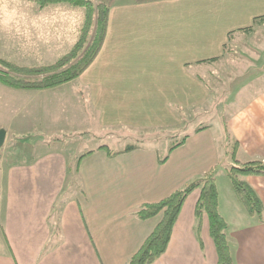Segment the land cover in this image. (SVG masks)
Returning <instances> with one entry per match:
<instances>
[{
  "label": "crops",
  "instance_id": "1",
  "mask_svg": "<svg viewBox=\"0 0 264 264\" xmlns=\"http://www.w3.org/2000/svg\"><path fill=\"white\" fill-rule=\"evenodd\" d=\"M108 3L107 32L93 63L68 84L32 91V99L65 94L81 106L87 102L103 128L171 129L181 123L175 107L183 113L208 101L210 88L202 74L218 79L227 70V117L220 118L218 127L204 125L188 133L163 164L154 148L110 158L96 147L78 166L85 199L74 195L59 213L54 208L71 161L60 140L45 143L46 150L27 161L9 159L15 152L3 157L1 148L0 264H126L162 218L141 221L135 215L138 208L162 200L212 168L221 169L230 159L228 140L237 142L238 162L264 164V34H259L260 45L236 52L244 37L264 31V22L244 30L264 16V0ZM0 129L6 138L15 132L2 123ZM232 165L215 172L218 211L228 226L233 264H264V176L243 178L262 204L261 216H252L229 180L218 184ZM199 196L194 190L186 198L166 251L152 264L217 263L206 216L195 233Z\"/></svg>",
  "mask_w": 264,
  "mask_h": 264
},
{
  "label": "rangeland",
  "instance_id": "2",
  "mask_svg": "<svg viewBox=\"0 0 264 264\" xmlns=\"http://www.w3.org/2000/svg\"><path fill=\"white\" fill-rule=\"evenodd\" d=\"M84 21L83 10L66 4L50 6L39 11L36 5L28 0H0V58L21 67L50 65L74 45ZM259 34H264V31L244 37L237 45L236 52L244 50L246 46L250 48L260 45ZM248 42L251 45L248 46ZM229 53H226V56ZM0 70H3L1 66ZM202 76L210 88V97L206 104L200 108L185 110L183 113L180 107H175L178 111L174 108V113L180 117L181 123L171 129L158 130L103 128L98 125L97 115L87 102L81 106L79 101L76 103L75 98L65 94L32 99L34 90H16L0 83V123L5 127L11 126L15 131V136L11 134L5 139L2 156L15 152L12 157L14 160L27 161L45 151V143L59 139L61 149L71 161L100 145H106L112 150H121L127 145L137 144V141L144 148L162 151L160 155L165 157L170 146L185 134L204 125L213 124L218 127L221 125L220 118L223 121L225 114L227 117L230 74L225 70L217 76L218 79L211 78L208 73ZM163 137L168 140L164 141ZM140 139L158 143L143 144ZM231 163L230 159L225 160L222 168L216 167L215 171L225 170ZM219 182L221 185L229 184L224 176L218 184Z\"/></svg>",
  "mask_w": 264,
  "mask_h": 264
},
{
  "label": "trees",
  "instance_id": "3",
  "mask_svg": "<svg viewBox=\"0 0 264 264\" xmlns=\"http://www.w3.org/2000/svg\"><path fill=\"white\" fill-rule=\"evenodd\" d=\"M28 1L34 3L39 11L60 4H66L72 8L81 9L85 16L83 27L80 29L79 37L72 48L50 65L21 67L7 59L0 58V66L3 68V70H0V83L16 90L40 91L56 88L76 80L93 63L103 46L110 11L108 0ZM261 22H264V16L255 18L252 22V26L244 30H251L253 25H257ZM225 49H227V45H224V50ZM15 75L21 76L16 77ZM175 111L178 110L175 108ZM197 131H199V129L194 132ZM188 137L189 134H185L179 141L171 145L165 157H160L158 149H155L158 153V163H165L170 154L175 149L182 146ZM226 137L229 138L227 129ZM167 140L168 139H164V141ZM228 141L229 142L226 144V155L234 162V165L226 170V176L238 201L246 208L250 215L260 217L262 213V204L253 190L246 185L243 178L250 175L264 176V164L259 160L246 163L238 162L235 158L237 142L235 141L232 143L230 140ZM137 142V144L127 145L121 150H112L106 145L99 146L96 150H103L108 157L114 158L119 154L144 148L142 145H139V141ZM140 142L143 144L149 142L158 143L157 141L147 139H140ZM94 151L95 150L88 151L74 159L73 162L70 161L68 163L65 181L66 185L56 202L54 213H59L64 203L69 198H73L74 195L81 194L85 199V194L81 187L78 166L81 159L92 154ZM9 159L13 158L10 157ZM215 170L216 168H212L158 202L144 204L138 208L135 215L141 221L154 218L160 214L162 218L136 254H134L126 264H152L164 254L170 242L172 230L181 208L186 198L194 190L200 191V196L195 207V233L197 235L199 234L202 218L206 216L209 226V236L214 243L217 253L216 264H233L226 234L228 226L218 211L219 194Z\"/></svg>",
  "mask_w": 264,
  "mask_h": 264
},
{
  "label": "water",
  "instance_id": "4",
  "mask_svg": "<svg viewBox=\"0 0 264 264\" xmlns=\"http://www.w3.org/2000/svg\"><path fill=\"white\" fill-rule=\"evenodd\" d=\"M6 139V131L4 129H0V149L3 147Z\"/></svg>",
  "mask_w": 264,
  "mask_h": 264
}]
</instances>
